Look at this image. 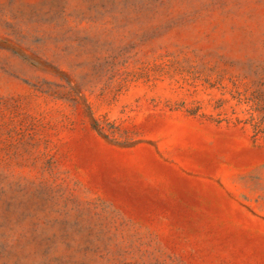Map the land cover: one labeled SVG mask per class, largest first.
I'll return each instance as SVG.
<instances>
[{
    "label": "rangeland",
    "instance_id": "1",
    "mask_svg": "<svg viewBox=\"0 0 264 264\" xmlns=\"http://www.w3.org/2000/svg\"><path fill=\"white\" fill-rule=\"evenodd\" d=\"M0 264H264V0H0Z\"/></svg>",
    "mask_w": 264,
    "mask_h": 264
}]
</instances>
